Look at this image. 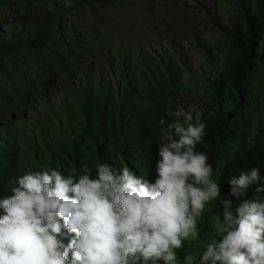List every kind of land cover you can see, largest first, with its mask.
Returning a JSON list of instances; mask_svg holds the SVG:
<instances>
[{
	"label": "clouds",
	"instance_id": "obj_1",
	"mask_svg": "<svg viewBox=\"0 0 264 264\" xmlns=\"http://www.w3.org/2000/svg\"><path fill=\"white\" fill-rule=\"evenodd\" d=\"M202 110L177 106L159 120L154 180L128 167L87 165L77 176L59 169L28 172L0 198V264H181L185 242L200 244L206 206L220 198L208 156L197 151L206 123ZM239 198L250 185L264 192L259 168L229 180ZM222 218L199 255L183 264H264V200L244 199ZM67 240V243L64 241Z\"/></svg>",
	"mask_w": 264,
	"mask_h": 264
},
{
	"label": "rangeland",
	"instance_id": "obj_2",
	"mask_svg": "<svg viewBox=\"0 0 264 264\" xmlns=\"http://www.w3.org/2000/svg\"><path fill=\"white\" fill-rule=\"evenodd\" d=\"M73 1L37 0L28 4L25 0H0V20L18 12L62 10ZM236 3L237 0H85L77 13L65 16L74 25L77 36L88 44L81 61L73 65L71 71H64L61 66L50 70L31 50L13 58L1 56L0 145H6L8 141L4 139L8 134L13 151L9 150L11 146L0 147L8 150L7 158L0 164V198L10 195L11 189L17 186V178L28 172L57 168L69 173L77 165L62 152L86 124L80 97L83 84L71 81L74 78L81 81L88 75L89 84L103 80L115 90L118 75L125 70L134 83V92L142 97L136 101L147 110L152 100L146 90L155 89L156 77L159 78L164 69L163 62L181 57L188 61L181 77L188 87L180 98L168 103L166 113L177 106L199 110L204 99L205 70L210 75L214 73L203 65L205 51H210L218 59V65H222L230 47L226 34L213 23V17L226 28ZM122 61L124 66L119 65ZM193 74L199 82L190 79ZM168 120L171 122L172 118ZM157 133L159 137V131ZM240 141L223 147L220 164ZM77 149L83 153L78 163L81 173L87 165L90 174L95 176V166L101 162L85 146ZM157 152L158 149L148 170L149 180L155 177ZM212 211L216 214L209 216ZM222 213L217 200L206 206L200 226L206 223L207 229L199 253L212 235L213 219L222 218ZM194 245L186 241L184 248ZM183 249L178 250V256Z\"/></svg>",
	"mask_w": 264,
	"mask_h": 264
},
{
	"label": "trees",
	"instance_id": "obj_3",
	"mask_svg": "<svg viewBox=\"0 0 264 264\" xmlns=\"http://www.w3.org/2000/svg\"><path fill=\"white\" fill-rule=\"evenodd\" d=\"M36 1L25 0L28 4ZM83 4L85 0H74L62 10L18 12L1 19L0 57L13 58L31 50L50 70L61 66L64 71H71L73 65L81 61L88 44L77 36L74 25L65 16L77 13ZM235 6L226 28L213 17V23L226 34L230 47L222 65H218V59L210 51H205L203 65L213 69L214 73L210 75L205 70L204 99L199 110H202L206 129L203 142L196 148L207 154L213 167V178L221 187L217 205L222 210V199H231L233 209L244 199L264 200V192L256 193L255 184L239 198L231 196L230 191L229 180L254 167L260 169L264 183V0H237ZM163 64L162 74L156 77L155 89L146 90L152 100L147 110L136 101L142 97L134 92V83L125 70L119 73L115 90L103 80L89 84L88 75L81 81L78 78L71 80L83 84L80 97L86 124L62 152L77 162L74 168L77 176L81 174L78 163L83 158L77 148L85 146L101 163L115 169L128 167L137 176L149 179L148 170L158 149L159 120L169 121L168 103L180 98L188 87L181 81L182 71L188 66L186 59L179 57ZM119 65L124 66V61ZM190 79L199 82L194 74ZM238 139L241 144L220 164L223 147ZM4 142L6 145L2 143L1 148L12 145L8 134ZM9 150L13 151V146ZM7 156L8 150L0 149V164ZM206 229V223L200 226V244L205 240ZM200 244L184 248L179 254L181 263L188 252L199 255Z\"/></svg>",
	"mask_w": 264,
	"mask_h": 264
}]
</instances>
